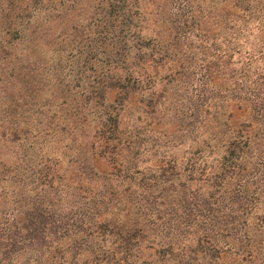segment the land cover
Returning <instances> with one entry per match:
<instances>
[{
    "label": "rangeland",
    "instance_id": "rangeland-1",
    "mask_svg": "<svg viewBox=\"0 0 264 264\" xmlns=\"http://www.w3.org/2000/svg\"><path fill=\"white\" fill-rule=\"evenodd\" d=\"M127 1L128 13L137 24L132 42L142 44L145 55L156 51L159 53L156 57H160L156 60L164 62L163 55L168 49L182 56L186 54L185 74L176 73L166 78L172 65L144 66L151 67L149 71L156 80L154 87L145 92V99L157 103V115L163 119L165 129L172 130L178 124L185 129V143L175 146L171 140L174 135L158 136V128L152 120L156 116L145 114L137 91L129 94L120 128L130 135L140 134L135 136L142 148L139 164L152 163L157 152L159 156L164 151L193 157L190 151L197 148L199 142L193 140L194 132L190 131H193L194 111L204 93L215 94L224 89L222 83H235L233 80L237 79L236 82L244 83L239 91L252 89L264 96V56L261 54L264 47L259 30L262 21L256 18L262 12L258 10L254 18L249 19L242 10L236 11V0H202L204 7L213 5V11L210 13L211 10L203 8L201 18L196 10L193 15L189 13L193 26L188 28V39L183 34L185 28L180 27L182 22L177 26L175 21L181 16L180 7L185 0H179L176 9L173 0H139V9L135 0ZM107 3L108 0H0V162L4 165L0 171V195L4 193L0 197V213H5L1 214L0 222L10 219L12 213H19V217L32 197H48L49 187L40 185L38 180L39 171L46 166L52 167V173L62 175L54 181L57 190L51 192L56 205L71 204L76 210L85 211L91 204L89 198H82L81 182L76 174L85 163L97 172L101 170L93 162V155L101 150L102 141L96 136L97 116L104 107L98 104L97 97L85 103L88 101L85 96L98 92L95 88L100 51L92 53L90 47L95 45L96 32L101 28L99 18ZM250 3V7H261V1L250 0ZM193 4L201 5L200 2ZM244 68L248 70V78L243 75L247 74ZM232 71H236L233 78L230 77ZM209 73L225 76L226 80L218 76L210 81ZM143 80V84L151 83L145 77ZM107 92L109 98L115 94V91ZM106 102L113 101L106 98ZM139 113L143 115L141 122L137 121ZM81 118L86 121H80ZM260 119L256 128L259 135L253 145L255 163L264 157V118ZM14 133H19L18 138ZM163 140L169 144L161 145ZM101 163V167L110 166L105 160ZM87 181L92 187H99L93 184L94 180ZM90 184L85 183L86 186ZM160 211L165 213L163 209ZM77 218L72 216L71 222ZM129 219L124 214L117 222L122 228L125 225L133 229ZM138 220L140 225L149 222L142 217ZM162 222L168 228L175 225L173 220L174 224L158 220L150 223V227L156 229L161 224L163 227ZM72 231L77 233L43 250L22 251L9 259L2 258L0 253V264H124L119 262L120 258L133 259L135 254L139 256V264H143L151 252L138 247V242L126 244L114 234H82L78 224H72ZM167 231L159 235L154 230L149 238L162 237ZM257 241L262 242V247L250 258L253 262L247 264H264V228Z\"/></svg>",
    "mask_w": 264,
    "mask_h": 264
},
{
    "label": "trees",
    "instance_id": "trees-1",
    "mask_svg": "<svg viewBox=\"0 0 264 264\" xmlns=\"http://www.w3.org/2000/svg\"><path fill=\"white\" fill-rule=\"evenodd\" d=\"M138 1H134L137 9ZM178 1L173 0L175 9ZM201 1L185 0L180 7L181 16L175 21L177 26L182 22L180 27L185 28V38H190L188 30L193 26L189 13L193 15L196 10L201 18L203 8L211 10L210 13L213 11V5L204 7ZM256 1H261V7H250V0H236L234 7L236 11L242 10L243 15L248 14L249 19L254 18L258 10L262 12L256 18L262 21L259 30L264 47V0ZM199 2L201 5L193 4ZM107 4L99 18L101 28L96 32L95 45L90 47L92 53L100 51V71L96 75L95 88L98 92L93 96H85L88 100L85 103L97 97L98 104L104 107L97 116L99 130L96 136L102 141L101 150L93 153V162L101 170L97 172L93 166L85 163L76 174L81 182L79 189L83 191L82 198H89L91 204L85 211L76 210L71 204L56 205L51 192L57 190L54 181L61 179L62 175L52 173V167L46 166L39 171L38 180L40 185L49 187L47 195L50 199L39 195L32 197L19 217V213H12L10 219L0 222L2 258L9 259L22 251L49 248L59 239L77 233L72 231V224H78L82 234L109 233L119 236L126 244L138 242V247L151 250L143 264L253 262L250 258L262 247V242H258L257 237L264 228V157L258 163L253 162V157L256 158L253 145L259 135L256 128L260 118H264V96L260 95V91L252 89L239 91L244 83L236 82L237 79L233 80L235 83H222L224 89L215 94L204 93L194 111L193 131L190 132H194L193 140L199 142V146L190 151L193 157L164 151L159 156L157 152L152 163L139 164L137 160L142 148L137 144L135 136L139 137L140 134L130 135L120 128L129 94L137 91L145 114L156 116L152 120L158 128L159 137L174 135L171 139L173 145L184 144L185 129L180 124L172 130L165 129L163 119L157 115V103L145 99V92L154 87L156 80L149 71L151 67L144 66L150 64L155 65L153 68H163L170 64L173 67L170 66V73L165 76L168 78L176 73L185 74L188 62L184 63L186 54L182 56L176 53L178 51L172 53L170 49L163 55L164 62L156 60L160 58L156 57L159 54L156 51L145 55L144 46L132 42L136 36L137 24L128 13V1L108 0ZM223 11L221 14L224 15ZM200 28L203 31L201 26ZM261 54L264 56V52ZM244 70L247 74L243 75L248 78V70ZM233 72L236 71L230 73L232 78ZM218 76L224 78L223 81L226 80L225 76L218 74H211L209 80H216ZM143 77L151 83L143 84ZM107 91H115V94L109 98ZM106 98L113 102L106 104ZM256 104L260 106L256 107ZM229 105L231 109L227 108ZM84 120L86 121L81 118L80 121ZM142 120L143 115L139 113L137 121ZM14 135L17 137L19 133ZM163 141L164 144L161 145L169 144ZM126 151L128 155L125 154ZM102 160L107 161L110 166L101 167ZM1 165L2 162L0 171L3 170ZM70 179L73 182L76 180L72 177ZM86 179L94 180L93 184L99 187H92ZM85 183L90 185L86 186ZM3 195L1 193L0 197ZM161 209L165 213H161ZM1 214L5 215L3 212L0 216ZM124 214L130 218L133 229L125 225L122 228L117 222V218ZM72 216H78L74 223L71 222ZM141 217L147 219L148 224L143 222L140 225L138 219ZM158 220L175 225H171V229L162 222L163 227L162 224L156 229L150 227V223L154 224ZM160 228H164L163 231ZM154 230L159 235L168 231L162 237L154 235L150 239L149 235ZM153 254L155 257H152ZM138 257L135 254L133 259L128 256L124 260L120 258L119 262L139 264Z\"/></svg>",
    "mask_w": 264,
    "mask_h": 264
}]
</instances>
